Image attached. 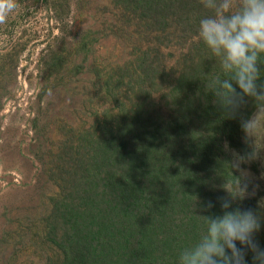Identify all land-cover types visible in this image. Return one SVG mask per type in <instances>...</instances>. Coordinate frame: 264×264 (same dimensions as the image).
<instances>
[{"label":"trees","instance_id":"16d2710c","mask_svg":"<svg viewBox=\"0 0 264 264\" xmlns=\"http://www.w3.org/2000/svg\"><path fill=\"white\" fill-rule=\"evenodd\" d=\"M111 1L120 21L111 32L118 26L121 37L114 61L80 77L94 64L76 63L70 80L52 83L91 106L92 123L60 122L51 140L27 135L36 147L29 160L52 190L40 217L12 231L20 264H183L225 201L228 211H255L264 248V163L240 128L264 100L247 98L239 116L222 103L231 74L199 39L200 21L216 9L206 0ZM85 45L73 53L88 56ZM257 66L264 91V54ZM232 151L255 179L235 168Z\"/></svg>","mask_w":264,"mask_h":264},{"label":"rangeland","instance_id":"374dc122","mask_svg":"<svg viewBox=\"0 0 264 264\" xmlns=\"http://www.w3.org/2000/svg\"><path fill=\"white\" fill-rule=\"evenodd\" d=\"M18 3V9L7 22L0 24V264H20L21 259L14 251L18 246L10 238L12 231L40 217L52 190L47 185L50 189L46 194L39 166L29 160L27 150L35 154L36 147L31 146L33 141H26L27 135L37 133L44 140L42 133H46L47 140H51L56 135L52 129L59 128L60 122L81 126L83 121L91 124L93 120L89 117L93 114L91 106L83 107L80 98L71 96L66 87L52 83L70 80L76 63L94 64L90 71L77 77L95 76L104 63L114 61L110 59L111 52L115 43L121 41L117 29L119 9L111 0H18ZM231 3L235 11L242 0ZM115 23L118 26L113 34ZM107 30L111 32L109 37L104 32ZM82 43H86L88 56L73 53ZM171 43L176 42L168 40L169 46ZM11 63L16 64L15 81H10ZM77 83L75 80L71 87ZM80 108H84L87 117L81 115L79 119L72 114ZM253 117L261 126L251 142L264 163V111ZM51 120L53 124L48 126ZM231 155L235 168L255 179L249 170L242 169L241 157L233 151ZM32 165L35 170L30 174ZM251 189H259V185H252Z\"/></svg>","mask_w":264,"mask_h":264},{"label":"clouds","instance_id":"9594fccd","mask_svg":"<svg viewBox=\"0 0 264 264\" xmlns=\"http://www.w3.org/2000/svg\"><path fill=\"white\" fill-rule=\"evenodd\" d=\"M206 6L216 12L200 21L199 39L221 58L222 67L231 74V80L223 81L219 95L222 103L239 116L247 98L264 100V91L258 90L256 83L257 61L264 54V0H242L236 12L231 11V0H220L218 5L206 0ZM18 7V0H0V24L6 23ZM260 126L252 116L240 119L245 140ZM229 206L222 202L221 214L208 219L207 234L183 258V264H248L249 255L251 264H264V248L256 239L261 224L255 211H228Z\"/></svg>","mask_w":264,"mask_h":264}]
</instances>
